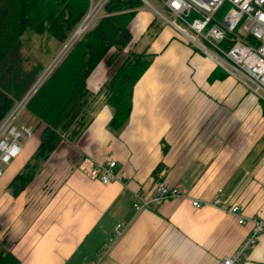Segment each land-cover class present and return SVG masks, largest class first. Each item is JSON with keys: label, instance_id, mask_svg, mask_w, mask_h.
Returning a JSON list of instances; mask_svg holds the SVG:
<instances>
[{"label": "crops", "instance_id": "1", "mask_svg": "<svg viewBox=\"0 0 264 264\" xmlns=\"http://www.w3.org/2000/svg\"><path fill=\"white\" fill-rule=\"evenodd\" d=\"M155 18L139 10L132 23L138 50L149 44L152 61L134 87L127 125L109 129L112 110L100 94L108 69L100 63L88 80L101 100L89 126L64 141L24 191L8 193L0 225L20 264H92L106 246L97 264H216L239 249L252 219L264 220L262 104L168 26L139 45ZM37 146V136L24 144L0 182L8 185ZM84 158H112L126 177L104 185L80 170ZM159 177L188 197L136 212L134 193L151 197ZM118 224L126 228L113 241ZM236 264H264V229Z\"/></svg>", "mask_w": 264, "mask_h": 264}, {"label": "trees", "instance_id": "2", "mask_svg": "<svg viewBox=\"0 0 264 264\" xmlns=\"http://www.w3.org/2000/svg\"><path fill=\"white\" fill-rule=\"evenodd\" d=\"M158 1H163L161 6L175 19L165 0ZM90 6L91 0H0V122L45 69L42 63L30 65L25 50L28 39L45 35L64 46ZM143 6L142 0H108L102 17L85 30L32 95L25 112L36 120L31 132L40 130L38 146L8 184L14 196L35 180L64 136L74 134L77 139L82 135L93 120L100 94L112 110L109 129L118 134L127 125L134 87L152 61L149 44L139 51L132 32L134 18ZM157 24L155 18L148 30ZM100 63L107 67L108 78L100 94H94L88 80ZM218 75L214 71L210 78ZM4 247L5 241L0 242V264H20Z\"/></svg>", "mask_w": 264, "mask_h": 264}, {"label": "built area", "instance_id": "3", "mask_svg": "<svg viewBox=\"0 0 264 264\" xmlns=\"http://www.w3.org/2000/svg\"><path fill=\"white\" fill-rule=\"evenodd\" d=\"M107 1L99 0L96 4L98 10L103 9ZM142 1L149 4L147 0ZM164 4L175 19H167L156 10L161 17L184 34L195 49L233 77L247 92L254 94L259 102L264 103V0H165ZM90 13L89 11L85 19ZM94 14H91L92 19ZM85 19L63 47L64 54L85 32L86 29L74 38ZM59 57L55 58L54 63ZM38 81L21 100H16L12 109L0 122V178L3 174L2 166L8 165L17 157L24 146L16 121L44 79L40 80L42 82ZM116 165V160L112 158L102 162L84 158L79 168L87 177L107 185L126 177L125 171H116ZM220 194L221 189L214 199L215 204L221 203ZM185 197H188V192L183 186L170 187L162 177H159L151 197L140 190L134 193L133 206L135 211L139 212L169 198ZM192 204L194 207L202 206L199 199H194ZM229 211L238 217L240 224L245 222L240 206L233 205ZM252 220V231L239 249L216 264H236L257 244L264 229V220ZM125 228L124 224L116 225L113 241ZM107 250L108 246L101 249L98 259L92 264H97Z\"/></svg>", "mask_w": 264, "mask_h": 264}, {"label": "rangeland", "instance_id": "4", "mask_svg": "<svg viewBox=\"0 0 264 264\" xmlns=\"http://www.w3.org/2000/svg\"><path fill=\"white\" fill-rule=\"evenodd\" d=\"M98 1L99 0H91V6H90L91 8H90L89 11L91 12L90 14H92V15L95 13L93 21H92L91 24H93L96 20H98L103 15V9L100 8L98 10V6L96 5ZM147 1H148L149 4H146L145 2H143L144 6L140 9V12L141 11H147V12L153 14L156 17L158 24L155 27L150 28V30L143 31L142 36H140L139 40H138L139 41V45H144L145 43H149L150 41H151L150 43H152L154 41L158 31H160L161 27L163 28L164 26H168V27L172 28L176 32L177 35H179L185 41H187V43H189L187 37L184 34L179 32L174 26H172L169 23L168 20H166L165 18L161 17L156 12V10L159 11L164 16H166L167 19H170V20L173 19V18H171V15L167 14V12H165L163 7L161 6V5H163L162 4L163 1H158V0H147ZM89 20L91 22V19H89ZM191 44L193 45V43H191ZM25 46H26L25 50L30 55V59H29L30 65H32L33 63L34 64L42 63V64L45 65L44 71H42V74L38 78L39 81L41 79L45 80L51 74V72L57 67V65L62 60V58L67 54V52L72 48V47H70L69 50L64 54L62 52L64 46H61L59 44V42H57V41H55L53 39L47 38V36H45V35H43V36H33V37L29 38L28 41L25 43ZM59 55H60V57H59ZM57 56L59 57V59L57 60L56 63H54V60H55V58ZM37 81L34 82V84H36ZM40 82H42V81H40ZM34 86L35 85H32V87H34ZM32 87H30L28 89V91ZM28 91L24 94V96L28 93ZM249 94L253 98L257 99V97L254 94H252L251 92H249ZM22 98H18V100H21ZM25 111L26 110L24 109L22 111L21 115L19 116L18 120L16 121L17 127H18V129L20 130V132L22 134L21 135L22 144L29 143L30 140L32 139V137L36 138V136H38V133L40 132V130H38V131L34 130L33 133L31 132L32 128L30 126H32L34 128V126L36 125V120L34 118H31L26 113L27 111L26 112ZM74 139H76L74 137V134H69L67 136H64V141H68V140L69 141H73ZM13 159H12V161H13ZM7 166L8 165L2 166L3 176H2L0 181H3V183L7 179V176H4V173H5L6 169H7ZM3 183L0 182V205L2 204V208L0 209V221L3 222L4 225H5L7 223L6 222L7 200L11 197V195L9 196L8 193L11 192V189L8 187V185H4ZM11 194H12V192H11ZM1 228H2V226L0 225V242L5 241V247L3 249L6 250V251H10V244L11 243L10 242L8 243L9 239L7 238L6 232L2 231Z\"/></svg>", "mask_w": 264, "mask_h": 264}, {"label": "bare ground", "instance_id": "5", "mask_svg": "<svg viewBox=\"0 0 264 264\" xmlns=\"http://www.w3.org/2000/svg\"><path fill=\"white\" fill-rule=\"evenodd\" d=\"M89 19H91V22H90ZM92 21H93L92 15L90 14V15L87 16V18L85 19L84 23L81 25L79 30L77 31V33L74 36V38H76L77 35H80L85 29H87V27L91 25Z\"/></svg>", "mask_w": 264, "mask_h": 264}]
</instances>
